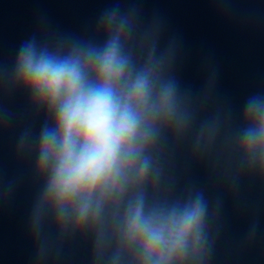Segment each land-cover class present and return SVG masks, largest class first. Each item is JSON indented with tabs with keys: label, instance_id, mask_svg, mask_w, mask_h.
I'll return each instance as SVG.
<instances>
[{
	"label": "clouds",
	"instance_id": "obj_1",
	"mask_svg": "<svg viewBox=\"0 0 264 264\" xmlns=\"http://www.w3.org/2000/svg\"><path fill=\"white\" fill-rule=\"evenodd\" d=\"M177 59L158 20L142 26L138 9L118 3L89 38L34 33L20 44L7 90L43 118L35 141L26 131L17 148L34 155L36 264L76 238L91 240L92 264H209L220 202L194 187L177 195L170 158L190 141L193 159L231 188L264 182V93L244 100L234 124L207 112L214 77L194 99Z\"/></svg>",
	"mask_w": 264,
	"mask_h": 264
}]
</instances>
